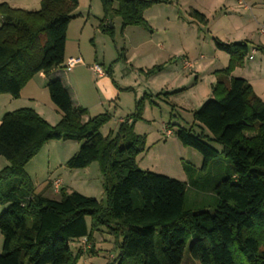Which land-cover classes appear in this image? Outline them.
I'll return each instance as SVG.
<instances>
[{
  "label": "trees",
  "instance_id": "obj_1",
  "mask_svg": "<svg viewBox=\"0 0 264 264\" xmlns=\"http://www.w3.org/2000/svg\"><path fill=\"white\" fill-rule=\"evenodd\" d=\"M101 1L99 27L113 35L107 18L120 17L124 28L150 29L145 10L162 0ZM78 7L79 0H42L37 10L0 2V94L18 98L35 75H50L64 65L68 27ZM190 15L208 23L195 9ZM214 41L230 59L215 71L213 97L193 111L194 125L202 132L183 126L174 132L183 145L202 154L200 171L212 172L195 179L196 169L185 165L190 184L213 192L214 207H186L188 183L138 165L147 137L136 133L135 123L143 119L148 95L136 102L117 131L104 136L100 129L111 115L84 120L87 109L76 107L63 82L52 78L47 88L62 114L57 124L31 107L9 111L0 122V156L9 162L0 170V204L6 206L0 214V264H82L83 250L74 254L70 242L86 238L95 255V232L103 227L119 249L108 264H182L188 243L200 264H264V101L247 79L232 76L252 43ZM61 138L81 142L66 163L69 168L100 161L107 204L65 188L61 199L35 192L25 167L46 142Z\"/></svg>",
  "mask_w": 264,
  "mask_h": 264
},
{
  "label": "rangeland",
  "instance_id": "obj_2",
  "mask_svg": "<svg viewBox=\"0 0 264 264\" xmlns=\"http://www.w3.org/2000/svg\"><path fill=\"white\" fill-rule=\"evenodd\" d=\"M4 1L13 7L37 10L41 7L42 0H0V2ZM92 1V10L86 8L83 10V15L84 18L90 17L93 24H98L104 18L103 4L101 0ZM171 1L163 0V2L156 3L146 9L144 15L150 29L138 26L137 29H134L135 35L133 36L130 35L132 31H124L120 17L110 16L112 19L109 24L114 30L113 35L104 33L102 30H99L97 34L93 32L84 34L80 45V54L86 63L96 62L104 70H109V77L115 86L119 84L125 87L130 85L133 89L131 96L136 95L139 97L138 99L145 95L149 96L145 101L143 119L135 128L136 133L148 136L146 149L137 156V163L140 168L188 183L186 207L199 210L210 205L208 207L213 208L215 199L213 192L209 188L201 189L190 184L189 175L185 170V165H190L196 169V172L193 173L195 179L210 177L212 172L200 171L202 154L192 147L183 145L175 134L166 135L165 129L161 130V124L167 122L169 123L167 126L173 129H177L179 126L193 127L195 133L202 132L200 125H194L193 111L200 107L203 101L213 97L212 84L215 85L217 82L214 79L216 70L213 67L220 68L224 65L222 58L215 56L217 48L213 36L217 35L216 31H219L218 35L222 39L227 36L221 32L219 22H216L215 19L205 24L190 15L191 8H203L211 0H179L177 6L170 5ZM234 1L237 2V0H232V2ZM245 1L250 3V8L245 11L241 9L243 16L235 15L232 12V36H235L233 33L238 32V30H245L246 33L252 30L251 38L255 41L254 45L257 48L253 61L258 62L264 57V0ZM245 1H242L244 5ZM80 2L84 7L91 4V0H80ZM81 11L77 9L76 15L79 16ZM2 22L3 18L0 16V25ZM115 22H117L116 25ZM75 36H78L77 33ZM75 38L73 45L76 50L77 38ZM158 42L165 49L162 50L157 47ZM141 43L146 44L138 46ZM159 51L162 52L158 54ZM251 52L252 47L241 67L252 62L249 59ZM129 55H132V59L127 62L125 56ZM183 58L192 61L194 67H185ZM211 59H215L217 63L208 64ZM160 64H163V69L152 74L147 73L149 69ZM127 89L129 88L122 90L128 92ZM45 93L49 96L47 88L44 90L40 88L38 95L44 99ZM52 104L56 107L54 103ZM15 105L22 107L23 99L17 101ZM135 105L134 103V109ZM146 105L148 109L147 113L144 114ZM56 110H58L57 107ZM113 111H115L114 107L110 111H104V113L109 112L112 115ZM120 115H123L122 112L117 114V118ZM114 127L116 124L111 117L108 123L101 127L100 131L104 136H107L112 131L110 129ZM117 129L113 131H117ZM207 133L210 134L209 131ZM209 143L218 150L222 149V145L219 143L214 141H209ZM80 146L81 142L73 139L49 140L38 154L28 162L25 167L26 172L35 189L47 180L62 178L67 185L64 187L67 192L76 190L107 204L108 192L105 188V176L99 160L93 161L85 168L72 169L66 164ZM8 164V160L0 156V170ZM48 195L56 199L62 197L61 192ZM5 207V205L0 204V214ZM88 221L90 222V220ZM1 234L0 232V253L3 244V235ZM94 238L95 255L89 251L93 246L92 244L89 243L88 247L84 249L81 239L70 242L74 254H77L79 249L83 250L84 254L80 258V263H113L119 253V249L115 245L114 235L103 227L102 230L95 232ZM189 246L190 243L187 244L184 251L182 264H200L198 260L191 257Z\"/></svg>",
  "mask_w": 264,
  "mask_h": 264
},
{
  "label": "crops",
  "instance_id": "obj_3",
  "mask_svg": "<svg viewBox=\"0 0 264 264\" xmlns=\"http://www.w3.org/2000/svg\"><path fill=\"white\" fill-rule=\"evenodd\" d=\"M242 1L245 0H237V2H232V0H211L210 2L206 3L205 7L203 8H191L199 11L200 13L204 14L205 17L208 20V23L211 22L210 20H214L216 22H219V29L221 32H224L227 37H224L225 39H222L218 34L219 31H216V36H213L214 38H217L219 40H224L225 42H241V41H249L252 45V52L249 55V59L252 60L250 64L247 63L244 67H237L233 73L232 76H240L245 79H247L253 86L255 92L257 95H259L263 101H264V57L258 62H255L254 53H256L257 48L254 45V40L251 38L252 36V30L248 33L245 32V30H238V32L233 33L235 36H232V12L235 15L243 16L242 10H248L250 8V3L248 2L244 3ZM163 2V0L161 1ZM160 2V3H161ZM179 0L177 1H171L170 5H176L179 4ZM234 4V5H233ZM233 5V8H232ZM86 8H89L92 10L93 8V1L91 0V4L87 6H83L79 0V7L78 9L82 10L69 24L68 32H67V40H66V60L70 57H82L80 54V45L82 38L84 34L90 32H93L94 34L99 33L100 23L93 24L90 20V17L84 18L83 10H86ZM91 14V12H89ZM90 16V15H89ZM146 18V17H145ZM112 18H107V24L111 22ZM251 23V22H250ZM117 22H115V25ZM138 26H127L124 28V31H132L130 32V35H135L134 29H137ZM137 31V30H136ZM77 33V37L75 36ZM77 39H76V38ZM76 39L77 48L74 49L73 45V39ZM234 38V39H232ZM239 38V39H235ZM146 42V41H145ZM215 42V41H214ZM141 43L138 46H143ZM157 47L160 49H165L163 45H161L160 42L157 43ZM253 50L255 52L253 53ZM162 51H159L158 54H160ZM253 55V58H250V56ZM215 56L218 58H222V63L224 64L223 67L217 68L216 66L214 70H219L224 67H226L229 63L230 56L229 54H222L221 50L216 49L215 50ZM83 58V57H82ZM127 59V62L131 61L132 55L125 56ZM185 67H194V63L190 61L187 58H183ZM215 59H211L208 61V64L213 65L216 64ZM96 63V62H94ZM94 63H86L85 60L73 67L72 70L68 71L65 69L64 66H60L57 69L53 70L50 75H46L43 72L35 75L28 84L24 87V89L21 92L20 97L15 98L10 94H0V122L3 117V115L9 110L13 111L22 107H31L35 109L45 120H47L50 124H55L56 122L60 121L62 118L61 112L56 110V107L53 106V102L49 96L45 93L46 97L44 99L40 98L38 95L39 89H46L47 83L52 78H58L60 79L65 87L68 89L73 103L76 107H84L87 109L88 114L84 116V120H88L89 117L95 116L101 113H104V111H110L112 107L115 108V111H113V114L111 115L112 120L115 121L116 127L111 128L110 130H116L121 122L125 120L126 115H130L134 111V103L139 100L138 96H131L132 95V87L130 85L123 86L122 84H119L118 86H115L113 84V80L110 79L109 70H105L104 75H98L94 72L92 69V65ZM98 64V63H97ZM104 69V68H103ZM93 75V76H92ZM94 77V78H93ZM215 80H217V75L214 76ZM94 79V80H93ZM214 86V83L212 84V87ZM127 89L128 92H124L122 89ZM48 91V88H47ZM126 95V96H125ZM23 99V105L22 107H17L19 105H15L17 101H20ZM204 102V101H203ZM113 105V106H112ZM16 106V107H13ZM108 106V107H107ZM148 106L145 107V113L147 112ZM15 108V109H13ZM123 115L118 116L117 114L121 113ZM109 113V112H108ZM56 116V117H55ZM57 118V119H56ZM57 120V121H55ZM139 121L135 123V128H137ZM169 123L162 122L161 124V130L168 128L172 134L174 135L173 129L170 126H167ZM164 130V131H165ZM109 132V131H108ZM163 132V131H162ZM166 135H168L166 133ZM166 137V136H165ZM148 138V136H147ZM60 180L59 188H56V181ZM65 181H63L62 178L57 179H51L47 180L45 183H43L39 188L35 189L36 193H43L46 196L52 197L51 195H48L50 193L52 194H58L60 193V189L66 187ZM54 198V197H52ZM2 235V234H1Z\"/></svg>",
  "mask_w": 264,
  "mask_h": 264
},
{
  "label": "built area",
  "instance_id": "obj_4",
  "mask_svg": "<svg viewBox=\"0 0 264 264\" xmlns=\"http://www.w3.org/2000/svg\"><path fill=\"white\" fill-rule=\"evenodd\" d=\"M255 52V50H253V53ZM250 58H253V55L250 56ZM83 61L82 57L78 56V57H70L68 58L67 60H65V63H64V67L66 68V70L70 71L73 69V67L79 63H81ZM92 69L94 70V72L98 75H104L105 74V70L103 69V67L97 63H94L92 65ZM165 132L170 135L172 134V132L166 128ZM56 188L58 189L59 188V185H60V180H57L56 181ZM82 242V245L84 247V249H86L89 245L88 241L86 238H82L80 240Z\"/></svg>",
  "mask_w": 264,
  "mask_h": 264
}]
</instances>
